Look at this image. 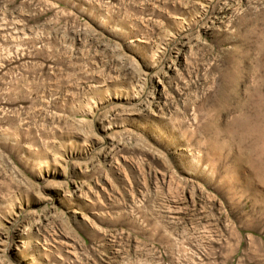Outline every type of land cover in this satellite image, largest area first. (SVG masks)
I'll use <instances>...</instances> for the list:
<instances>
[{"label": "rangeland", "instance_id": "1", "mask_svg": "<svg viewBox=\"0 0 264 264\" xmlns=\"http://www.w3.org/2000/svg\"><path fill=\"white\" fill-rule=\"evenodd\" d=\"M0 264H264V0H0Z\"/></svg>", "mask_w": 264, "mask_h": 264}]
</instances>
